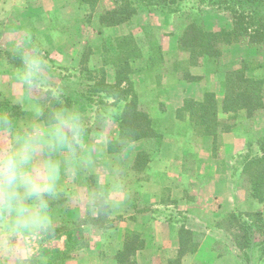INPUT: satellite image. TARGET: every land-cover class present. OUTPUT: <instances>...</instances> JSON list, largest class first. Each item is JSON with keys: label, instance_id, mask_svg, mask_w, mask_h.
<instances>
[{"label": "crops", "instance_id": "1", "mask_svg": "<svg viewBox=\"0 0 264 264\" xmlns=\"http://www.w3.org/2000/svg\"><path fill=\"white\" fill-rule=\"evenodd\" d=\"M105 7L111 10L114 5ZM192 22L207 31L232 28V20L216 12L153 10L114 26H102L99 20L90 23L91 38L83 40L86 23L72 37L58 34L55 44V61L64 66L76 62L73 68H78L82 51L90 47L84 64L89 70H102L108 83L115 81L118 62L125 61L126 79L120 86L131 82L138 108L151 119L159 138H120L131 95L105 99L109 106L105 118L94 127L97 123L86 111L88 103L79 90L66 94L70 103L44 104L27 94L26 85L15 75L0 73V123L6 118L21 130L31 123L46 126L41 117L44 110L66 109L87 126L85 147L78 155L86 151L91 157V164L81 166L74 176H62L63 190L50 199V226L60 232L49 238L57 245H43L49 227L38 236H18L27 240L14 254L23 259L24 253L26 259L36 254V264H119L116 255L124 249L126 236L137 232L143 245L134 251L135 264L253 263L239 258L232 240H226L223 249L217 243L229 213L264 215V202L250 196L248 184L234 175L236 158L246 152L247 144L264 138V106L248 116L244 109L225 113L221 104L229 72L245 68L246 76L264 82V52L244 40L224 46L215 60L204 57L192 65L179 52V39ZM40 36L45 47L53 50L55 35L46 30ZM94 77L87 83L94 85ZM207 92L218 101L217 120L221 124L233 120L230 130L219 127L215 135L203 134L194 128L188 111L178 117L186 100L202 102ZM37 106L43 110L39 116L34 111ZM12 109L18 111L16 115ZM8 137L9 132L0 127V139ZM110 140L117 142V150H108ZM140 152L149 155L142 169L134 166ZM54 158L64 160L65 154L54 153ZM68 249L73 255L65 261L50 260ZM259 262L264 264V257Z\"/></svg>", "mask_w": 264, "mask_h": 264}, {"label": "trees", "instance_id": "2", "mask_svg": "<svg viewBox=\"0 0 264 264\" xmlns=\"http://www.w3.org/2000/svg\"><path fill=\"white\" fill-rule=\"evenodd\" d=\"M93 5L99 0H79ZM119 4L111 10H105L99 14V23L102 26H114L128 21L133 15L153 10L166 13H179L189 6L202 12H216L232 20L231 29L207 31L196 23H190L179 39V52L188 57L192 65L198 63L201 58L217 59L224 46L247 41L250 47L264 52V0H118ZM126 62L119 61L116 78L113 83L105 80L102 70H96L100 74L94 77L93 84H85V91L80 94L85 98L89 106L97 107L107 105L105 99H125L131 95V100L126 114L120 123V138L132 141L138 138H159L160 134L154 129V124L145 112L138 108V102L132 93L131 82L121 87L120 83L126 79L123 72L126 71ZM245 68L231 71L227 74L224 83V99L221 110L225 113H235L244 109L248 116L264 106V85L259 78L248 77ZM95 72V71H94ZM91 76L88 77V80ZM98 109V108H97ZM97 109L94 108L97 114ZM220 107L212 93H205L202 102L186 100L183 108L178 111V117L182 112L188 111L194 128L200 129L203 134L215 135L220 127L228 131L234 123L221 124L217 120ZM93 111V112H94ZM51 108L44 110L42 120L47 124L51 114ZM117 142L109 141L108 150H117ZM215 149V146H214ZM234 165V175L249 177L248 193L260 202H264V138L258 142H249L245 153L238 156ZM149 160L146 152L137 154L134 166L142 169ZM225 222L227 230L235 232L230 235L238 249L239 258L248 263L250 260L247 250L251 246H257L260 250L259 259L264 256L263 241L252 242V237L264 236V219L262 212H231ZM219 227V226H218ZM253 243V244H252ZM143 240L137 232H131L126 236L124 249L117 253L119 264H127L133 260L134 251L141 248Z\"/></svg>", "mask_w": 264, "mask_h": 264}, {"label": "clouds", "instance_id": "3", "mask_svg": "<svg viewBox=\"0 0 264 264\" xmlns=\"http://www.w3.org/2000/svg\"><path fill=\"white\" fill-rule=\"evenodd\" d=\"M17 78L22 85L35 87L59 100L60 90L47 83L46 61L38 51L22 56ZM35 114L42 109L37 106ZM0 127L9 137L0 139V246L20 251L19 241L11 238L28 234L38 236L51 225L49 202L62 191V176L75 175L81 166L91 164L84 149V126L78 114L66 109L51 112L46 126L31 123L23 130L5 118ZM65 154L64 160L54 153ZM24 258L27 254L24 253Z\"/></svg>", "mask_w": 264, "mask_h": 264}, {"label": "rangeland", "instance_id": "4", "mask_svg": "<svg viewBox=\"0 0 264 264\" xmlns=\"http://www.w3.org/2000/svg\"><path fill=\"white\" fill-rule=\"evenodd\" d=\"M117 4H119L118 0H99L93 5L80 2L79 0H0V73L13 74L17 77V71L22 67L23 63L22 56L25 53L38 51L46 61L47 83L53 88H58L60 90V98L56 100L51 96L50 92H45L35 87L26 86V93L35 96L44 104L53 102L51 105H55L57 102L63 101L70 103V100H68L66 96L67 93H73L74 90H79V93L83 90L85 91V84H89L87 83L88 77L96 76L98 78L100 74L94 72V70H89L84 64V60L90 55V47H85L84 51H82L83 56L78 68H73L77 67L78 64L76 62L71 63L70 66H64L55 61L54 58L55 56L57 57L55 44L58 42L59 35L62 34L65 37H72L74 33L79 30L81 31L87 23L88 26L82 29V38L83 40L84 38L90 39L93 31L90 29V26H92L90 23L94 24L99 20V14L106 10L104 9L106 8L105 6L114 5L115 7ZM190 4L187 3L189 6L185 7L184 10L179 13L194 10L195 8L192 9ZM76 25H80L81 28L76 29ZM46 30L48 33L55 35L53 38L54 46L50 48L53 50H49L42 42V36L40 35ZM73 64H75V66H72ZM1 84L2 80L0 75V85ZM80 105L81 104L77 103L74 104L76 109H78L77 107ZM108 107V102L107 105H99V107L96 105H87L86 111H91L88 114L89 116L92 115L93 121L97 123L94 127H100L102 125ZM94 108H98L97 114ZM78 110L83 111V109ZM12 111L15 115L18 112L16 109H12ZM232 121L233 120H231V124L233 123ZM81 123L83 124L84 122L81 121ZM86 128L87 126H84V133ZM258 140L259 139H257L256 142H258ZM237 159L239 158L237 157L236 160ZM242 178L248 184L249 177L247 175H242ZM50 227L52 230H49L47 235L42 238L43 245L49 244L51 246H56L57 243L51 240L53 238H49V236L50 234H52V236L56 235L60 230L55 229L57 226L53 227L52 225ZM221 228L222 231H218L222 235L220 237L221 241H219L217 245L219 248L223 249L226 240H232L230 235L235 231L233 229L227 230L228 224L225 221ZM54 231H57V233ZM25 239V237L16 236L11 238V242L15 245L17 241H19L20 248L25 243ZM263 239L264 236L257 237L254 235L252 237V242L256 243L258 240L263 241ZM79 243L80 240L76 241L75 244ZM69 246L71 249L73 245L70 244ZM70 249L62 254L52 256L50 260L65 261L66 257L73 255V252L69 251ZM247 252L249 253L250 260L253 261L252 264H260V250L257 246L254 245V248H249ZM19 255L21 256V254ZM36 261V254H33V256L28 259H23L18 257L17 254L10 252L6 247L0 246V264H36ZM127 264L132 263L129 261Z\"/></svg>", "mask_w": 264, "mask_h": 264}]
</instances>
